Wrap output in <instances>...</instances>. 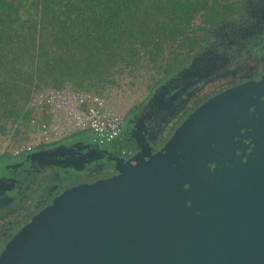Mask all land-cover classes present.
<instances>
[{"label": "water", "instance_id": "95a60500", "mask_svg": "<svg viewBox=\"0 0 264 264\" xmlns=\"http://www.w3.org/2000/svg\"><path fill=\"white\" fill-rule=\"evenodd\" d=\"M158 131L138 115L123 149L0 236V264H264V72L211 86Z\"/></svg>", "mask_w": 264, "mask_h": 264}, {"label": "trees", "instance_id": "16d2710c", "mask_svg": "<svg viewBox=\"0 0 264 264\" xmlns=\"http://www.w3.org/2000/svg\"><path fill=\"white\" fill-rule=\"evenodd\" d=\"M231 3L0 0V136L26 124V103L40 86L102 94L126 78L146 77L151 97L192 69Z\"/></svg>", "mask_w": 264, "mask_h": 264}, {"label": "flooded vegetation", "instance_id": "af4514ba", "mask_svg": "<svg viewBox=\"0 0 264 264\" xmlns=\"http://www.w3.org/2000/svg\"><path fill=\"white\" fill-rule=\"evenodd\" d=\"M213 24L210 41L189 72L161 87L130 119L149 112L145 122L158 131L170 118V127L224 81L239 82L264 72V0H232ZM213 90V89H212ZM126 125L124 119V126ZM110 144L123 149L126 142ZM97 142L90 132H78L58 141H39L29 148L0 154V236L13 231L53 194L104 170L87 171V147Z\"/></svg>", "mask_w": 264, "mask_h": 264}, {"label": "built area", "instance_id": "2783aa9c", "mask_svg": "<svg viewBox=\"0 0 264 264\" xmlns=\"http://www.w3.org/2000/svg\"><path fill=\"white\" fill-rule=\"evenodd\" d=\"M25 107L26 123L36 128L43 143L78 132L94 134L101 144L122 140V115L94 92L45 85L31 93Z\"/></svg>", "mask_w": 264, "mask_h": 264}, {"label": "rangeland", "instance_id": "374dc122", "mask_svg": "<svg viewBox=\"0 0 264 264\" xmlns=\"http://www.w3.org/2000/svg\"><path fill=\"white\" fill-rule=\"evenodd\" d=\"M147 83H149V79L146 77L141 78L132 76L126 78L118 87L109 92L105 91L100 94L92 90L86 91H91L101 96L110 106H113L122 115L123 119H125L130 115L132 110L139 109L147 103L150 96V88L147 86ZM34 90L36 89H33V91ZM16 130L17 132H15ZM14 135L15 143H12V137ZM39 141L41 140L36 128L28 123L24 125L15 123L8 130L6 135L0 136V154L4 152L15 153L16 149H24V147L35 145Z\"/></svg>", "mask_w": 264, "mask_h": 264}]
</instances>
